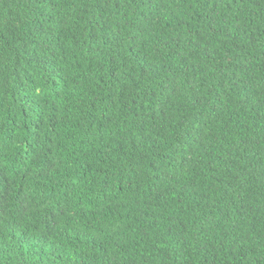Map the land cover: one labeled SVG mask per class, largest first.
<instances>
[{
	"label": "trees",
	"instance_id": "1",
	"mask_svg": "<svg viewBox=\"0 0 264 264\" xmlns=\"http://www.w3.org/2000/svg\"><path fill=\"white\" fill-rule=\"evenodd\" d=\"M0 264H264V0H0Z\"/></svg>",
	"mask_w": 264,
	"mask_h": 264
}]
</instances>
